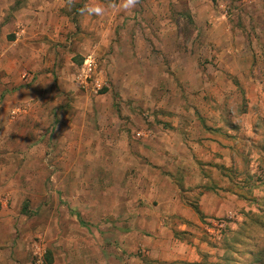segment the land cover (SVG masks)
Returning <instances> with one entry per match:
<instances>
[{
    "label": "rangeland",
    "instance_id": "374dc122",
    "mask_svg": "<svg viewBox=\"0 0 264 264\" xmlns=\"http://www.w3.org/2000/svg\"><path fill=\"white\" fill-rule=\"evenodd\" d=\"M101 1L99 22L74 17L73 34L51 41L43 54L47 71H26L10 90L9 103L0 101V209H16V223L21 215L25 264H36L33 244L44 252L43 264H123L130 256L139 264L141 251L130 255L118 237L113 242V228L130 217L118 216L114 224L113 215L90 213L101 199L108 205L106 192L112 194L113 179L121 180L122 131L128 143L141 142L178 122L184 141L194 146L199 122L175 115L198 107L199 65L208 77L220 74L222 82H231L225 111H245L256 98L250 81H264V0H139L130 11L120 7L121 0ZM229 29L237 63L216 74L223 64L208 52L226 48ZM138 33L142 39L134 38ZM85 59L91 60L88 73ZM250 109L264 110V103ZM254 126L263 135L262 151L234 157L246 165L252 159L264 164V118ZM235 134L242 139L244 132ZM124 157L129 153L123 151ZM261 196L240 200L233 214L199 211L202 225L195 235L205 264H264Z\"/></svg>",
    "mask_w": 264,
    "mask_h": 264
},
{
    "label": "crops",
    "instance_id": "0c3cea01",
    "mask_svg": "<svg viewBox=\"0 0 264 264\" xmlns=\"http://www.w3.org/2000/svg\"><path fill=\"white\" fill-rule=\"evenodd\" d=\"M100 2L104 4L101 0H85L83 4L85 7L90 3L101 5ZM80 4L81 0H73L71 5L68 0H0L1 104L9 103L10 90L18 86L20 80L24 81L26 71H47L50 64L47 59L43 61V54L51 41L73 34L74 17L80 19V23L99 22V16L78 10ZM110 18L113 24L119 21L117 13ZM133 36L135 39L143 37L141 33ZM226 38L230 40L226 48L215 53L208 49L212 52H208L211 54L209 59L216 55L220 60L218 65L223 64L220 69H215L216 74L222 73L223 69L233 70L237 63L231 41L235 38L233 30L226 32ZM199 66L200 78L194 81L199 89L198 107L186 112V116L175 115L199 122L194 146L186 144L178 122L174 123V128L147 133L149 137L141 142L132 140L128 143L124 140L126 131L123 130L119 165L121 180L113 179L112 194L108 192L111 190L106 192L105 199H110L108 205L99 198L98 204L91 208L90 213L97 209L98 215H113L114 224L119 223L118 216L120 219L130 217L124 227L113 228V242L119 239L130 255L141 251L143 258L139 264H205L198 244L201 241L195 235L202 223L191 201H196L201 213L219 217L233 214L235 204L243 205L241 201L251 194L259 199L264 192L261 181L264 164L252 159L246 165L234 159L243 151L253 152L254 148L262 151L259 143L263 135L254 124L264 118V110H251L250 107L264 103V81L256 79L258 84H255L247 80L255 89L256 101L247 102L249 106L245 111H225L222 107L233 89L231 82L224 77L222 82L220 74L215 79V76L208 77V69L203 73V66ZM217 78L220 79L218 82ZM25 80L30 81V78ZM7 90L9 92L5 93ZM15 109L22 110L18 105ZM229 120L233 123L236 120V127ZM236 132H244L243 138ZM155 134L160 135L154 138L157 137ZM254 135L256 139L252 138ZM123 151L130 157L122 158ZM260 165L261 171L257 172ZM255 173L260 180L255 179ZM139 198L143 205L137 207ZM255 205L259 207V204ZM15 216L18 214L14 208L0 209V264L26 262L24 238L20 235L21 215L17 223ZM132 258L135 257L130 256L123 264H136Z\"/></svg>",
    "mask_w": 264,
    "mask_h": 264
},
{
    "label": "clouds",
    "instance_id": "9594fccd",
    "mask_svg": "<svg viewBox=\"0 0 264 264\" xmlns=\"http://www.w3.org/2000/svg\"><path fill=\"white\" fill-rule=\"evenodd\" d=\"M73 0H68V4L71 5ZM139 3V0H121L120 7L125 11H130L134 9L137 4ZM82 13L87 12L88 15H97L101 16L104 14L105 9L98 5V4H89L86 5L84 8L80 9Z\"/></svg>",
    "mask_w": 264,
    "mask_h": 264
},
{
    "label": "built area",
    "instance_id": "2783aa9c",
    "mask_svg": "<svg viewBox=\"0 0 264 264\" xmlns=\"http://www.w3.org/2000/svg\"><path fill=\"white\" fill-rule=\"evenodd\" d=\"M89 61V62H87ZM84 69H87V73L89 71H92V65L91 60L85 59L84 62ZM43 251L41 250L40 246L38 244H33V255L35 257L36 264H43Z\"/></svg>",
    "mask_w": 264,
    "mask_h": 264
},
{
    "label": "trees",
    "instance_id": "16d2710c",
    "mask_svg": "<svg viewBox=\"0 0 264 264\" xmlns=\"http://www.w3.org/2000/svg\"><path fill=\"white\" fill-rule=\"evenodd\" d=\"M198 213H199V215H200V212H199V210H196Z\"/></svg>",
    "mask_w": 264,
    "mask_h": 264
}]
</instances>
